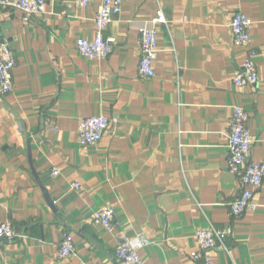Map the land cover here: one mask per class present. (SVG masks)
Returning <instances> with one entry per match:
<instances>
[{
    "label": "crops",
    "instance_id": "0c3cea01",
    "mask_svg": "<svg viewBox=\"0 0 264 264\" xmlns=\"http://www.w3.org/2000/svg\"><path fill=\"white\" fill-rule=\"evenodd\" d=\"M99 3L47 0L31 16L0 7V39L15 58L13 89L0 95V222L22 235L0 240V264H115L122 233L150 240L145 264H201L190 253L208 227L228 231V252L209 250L215 264H264V180L254 208L234 216L242 184L227 167L233 105L249 116V159L264 162V0H126L104 31L111 54L88 58L76 42L93 38ZM158 11L148 77L136 23ZM236 11L252 21L247 49L232 40ZM250 49L257 86L238 87L231 76ZM93 115L109 125L83 145L78 123ZM105 206L120 223L113 232L93 223ZM64 235L75 253L60 259Z\"/></svg>",
    "mask_w": 264,
    "mask_h": 264
},
{
    "label": "built area",
    "instance_id": "2783aa9c",
    "mask_svg": "<svg viewBox=\"0 0 264 264\" xmlns=\"http://www.w3.org/2000/svg\"><path fill=\"white\" fill-rule=\"evenodd\" d=\"M47 0H0V7L18 10L27 16L42 14L46 11ZM90 0H75L78 7H85ZM126 0H100L96 17L95 33L92 39H79L76 42L78 52L88 58H105L112 52V45L104 38V31L120 14ZM164 21L163 14L158 11L154 17L147 21L136 23L139 32L141 58L138 71L145 76L154 75L153 63L157 57L158 35L157 24ZM251 19L243 12L233 13L229 22L233 43L245 49L250 47L249 28ZM255 51L250 49L245 55L241 67L232 76V82L238 87L255 88L258 82ZM15 66V58L12 49L5 42H0V95L8 94L13 89L12 72ZM248 113L238 105L232 106V114L227 133V167L232 173L240 176L241 194L230 203L231 214L241 215L249 209H253L254 194L264 180V162L250 160V149L253 142L248 129ZM109 120L101 115H93L80 119L77 127V139L83 144L98 142ZM52 174H57V169H52ZM78 188V184H73ZM93 223L102 226L105 230L113 232L120 225L115 217L114 208L105 206L93 213ZM228 231H222L213 227L201 228L195 231L197 249L190 253L194 259L203 257L201 264H215L209 250L220 247L228 252L224 244V238ZM21 236L11 224L0 222V240H13ZM150 240L144 235L129 236L122 233L116 240L115 264H145L139 254V249L149 244ZM75 253V247L68 235H64L58 248V257L63 259ZM234 264V263H230Z\"/></svg>",
    "mask_w": 264,
    "mask_h": 264
},
{
    "label": "water",
    "instance_id": "95a60500",
    "mask_svg": "<svg viewBox=\"0 0 264 264\" xmlns=\"http://www.w3.org/2000/svg\"><path fill=\"white\" fill-rule=\"evenodd\" d=\"M0 42H4V40H3V39H0ZM33 175H34V177H35V179H36V182L39 184V186H40L41 189L43 190V192H44V196H45V199H46L47 203L51 206V205H52V200H51V198L48 196V194H47L45 188L43 187V185L41 184V182H40V180H39V177L36 175V173H34V171H33ZM2 240H4V239H2Z\"/></svg>",
    "mask_w": 264,
    "mask_h": 264
}]
</instances>
